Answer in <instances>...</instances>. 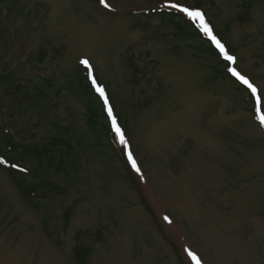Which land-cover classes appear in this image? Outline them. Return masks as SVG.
Returning a JSON list of instances; mask_svg holds the SVG:
<instances>
[{
  "label": "rangeland",
  "instance_id": "obj_1",
  "mask_svg": "<svg viewBox=\"0 0 264 264\" xmlns=\"http://www.w3.org/2000/svg\"><path fill=\"white\" fill-rule=\"evenodd\" d=\"M161 10L196 23L221 63ZM84 60L108 95L103 125L124 135L118 153L105 131L95 146L71 87ZM261 116L264 0H0V145L5 131L30 149L73 137L77 155L59 172L20 162L30 173L15 177L42 184L29 198L0 167V264H77L78 245L89 264H264Z\"/></svg>",
  "mask_w": 264,
  "mask_h": 264
},
{
  "label": "trees",
  "instance_id": "obj_2",
  "mask_svg": "<svg viewBox=\"0 0 264 264\" xmlns=\"http://www.w3.org/2000/svg\"><path fill=\"white\" fill-rule=\"evenodd\" d=\"M248 6L249 4L247 5V7ZM157 14L161 16L162 20L169 21L171 24L175 26L176 37L182 36L197 40V43L201 50L207 53V55L210 56L211 58L214 57L218 58L219 62L221 63L220 58L223 59V57L215 52L216 50L214 49L212 44L211 45L208 44L210 42L204 36L203 32H201V28L196 23H194L189 17L184 15L178 16L176 13H172V12L166 13L164 11L158 12ZM247 16H248L247 13L243 12L238 19L240 20V22H245L248 19ZM44 57H47L45 56V53L41 55V61L44 59ZM129 61L135 79L136 75H138L140 72V68L138 67L136 61L132 56L129 57ZM80 65L81 66H79V69L76 73V80L72 83L71 87L74 90L78 89L81 92L82 97L86 101L87 124L89 126L90 131L94 135V138H96L94 144L96 147L100 148L102 145V137H103L102 132L105 131L106 135L108 132L109 134L108 138L110 140L109 145L110 147H112L113 150H115V152L118 153L121 150L120 135L116 130H114L113 127L109 126L108 123H107L108 125L107 129L105 128V125H103L105 124L103 118L106 119L105 116H107L106 111L103 109L104 107L103 102H105L104 98L94 88V86H92L93 82L90 78L91 75H89L88 69L84 67L82 64ZM228 69H227V73H228ZM226 76L231 81H234V78L231 76L230 72L226 74ZM20 87L21 86L19 87L16 86L15 88L20 90ZM41 95L42 96L40 97H45L44 92H42ZM34 102L38 103L37 101ZM2 134L3 137L1 143L3 146L1 147L0 145V161H3V163H0V167L2 166L6 170H8L11 174H13V180L18 190H20V192L26 198L33 197L34 195L36 196L37 192L40 189H42V184L40 186L26 185L24 183L23 176L19 178L15 177V175L21 174V171L30 173V171L24 168L23 165L22 166L20 165V162L25 161L26 158H30L31 160L35 159L40 164L43 159H47L48 167H53L55 169V172H59L60 170L65 171L67 167H69L68 166L69 161L72 160L70 162V165H72L77 159V155L74 151L73 137H69V138L65 136H62L60 138L55 137L53 138V141L46 144L43 149H39V148L30 149L22 146V144L14 142L13 136H11V134L9 135L7 131H5V133L2 132ZM62 149L63 150L66 149L67 152L63 154ZM50 191H52V189H50ZM71 209L72 207L68 209L69 211L66 214L67 222L69 220V215L71 214L70 212ZM90 254H91V250L82 247L81 245L76 246L74 249V259L77 264H89L88 259L90 257Z\"/></svg>",
  "mask_w": 264,
  "mask_h": 264
},
{
  "label": "snow or ice",
  "instance_id": "obj_3",
  "mask_svg": "<svg viewBox=\"0 0 264 264\" xmlns=\"http://www.w3.org/2000/svg\"><path fill=\"white\" fill-rule=\"evenodd\" d=\"M101 2L103 3L104 0H101ZM105 7H108L107 4L104 5ZM182 11H185L188 13V15L199 18L200 22L205 30V32L216 42V46L219 48L221 53H224L225 58L235 62V57L232 56H228L227 53L225 52V48L224 46L218 41L216 40V38L214 36H212V30L211 28L204 22V18H203V14L200 12H190L188 11V9H182ZM83 64L88 65L89 62L87 60L82 61ZM232 73L233 75L237 76L238 78H240L245 84H249V81L247 79H245L244 77L240 76V74L238 72L235 71V69H232ZM93 83L95 84V80H93ZM249 87L252 89V91L255 93L256 89L255 87H253L251 84H249ZM97 91L101 94V96L104 98L105 104L108 103V98L107 96L104 94V90L102 88H98ZM107 111L109 113V115H111L112 113V108L109 106L107 108ZM261 123L264 124V116L260 117ZM113 124L115 125V118H113ZM116 131L118 133H120V142L123 144H126V141L124 139V135L121 132V130L119 128H116ZM129 159L131 160V154H129ZM0 163H3V161H0ZM132 164L133 167L136 168V171L139 172V168L136 167V162L134 160H132ZM193 259H196V257L193 255Z\"/></svg>",
  "mask_w": 264,
  "mask_h": 264
}]
</instances>
